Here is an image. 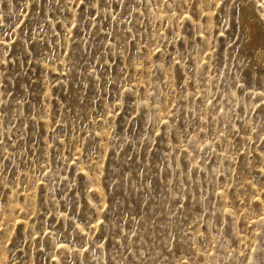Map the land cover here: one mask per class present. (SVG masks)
Instances as JSON below:
<instances>
[{
  "label": "rangeland",
  "instance_id": "rangeland-1",
  "mask_svg": "<svg viewBox=\"0 0 264 264\" xmlns=\"http://www.w3.org/2000/svg\"><path fill=\"white\" fill-rule=\"evenodd\" d=\"M0 264H264V0H0Z\"/></svg>",
  "mask_w": 264,
  "mask_h": 264
},
{
  "label": "bare ground",
  "instance_id": "bare-ground-1",
  "mask_svg": "<svg viewBox=\"0 0 264 264\" xmlns=\"http://www.w3.org/2000/svg\"><path fill=\"white\" fill-rule=\"evenodd\" d=\"M245 12V11H244ZM246 15H247V12H246ZM245 15V16H246ZM248 21V20H247ZM248 26H249V28H250V30L252 31V32H255V31H257V29H258V24L257 23H255V22H253V21H249L248 22ZM261 43V38L258 36V35H252V36H250L249 37V39H248V45L250 46V47H256V46H258L259 44ZM261 55V54H260Z\"/></svg>",
  "mask_w": 264,
  "mask_h": 264
}]
</instances>
